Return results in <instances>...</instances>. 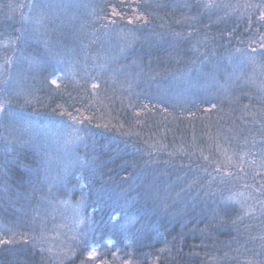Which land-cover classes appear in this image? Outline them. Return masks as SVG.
Returning <instances> with one entry per match:
<instances>
[{
    "label": "trees",
    "instance_id": "trees-1",
    "mask_svg": "<svg viewBox=\"0 0 264 264\" xmlns=\"http://www.w3.org/2000/svg\"><path fill=\"white\" fill-rule=\"evenodd\" d=\"M0 264H264V0H0Z\"/></svg>",
    "mask_w": 264,
    "mask_h": 264
}]
</instances>
